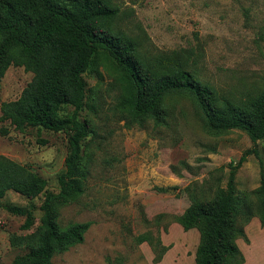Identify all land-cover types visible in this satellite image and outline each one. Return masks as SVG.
<instances>
[{
    "label": "rangeland",
    "instance_id": "obj_1",
    "mask_svg": "<svg viewBox=\"0 0 264 264\" xmlns=\"http://www.w3.org/2000/svg\"><path fill=\"white\" fill-rule=\"evenodd\" d=\"M119 15L114 27L134 37L148 56L178 52L189 70L219 94L242 101L264 89V0H110ZM88 106L79 120L89 130L83 141L88 175L82 196L60 209L59 225L90 223L82 243L53 255L50 264H193L199 244L196 229L184 231L177 218L193 203L205 202L225 189L230 168L249 155L235 175V195L259 186L264 172V140L256 147L239 130L209 133L195 107L172 99V115L163 125L127 129L115 111L118 91L102 65L83 76ZM32 73L9 67L0 80V105L18 99ZM70 109L65 110V113ZM0 135V156L26 166L46 181L45 191L28 199L13 191L0 199V264L28 251L27 235L42 215L47 192L58 191L57 179L68 154L67 134L7 123ZM44 141V144L40 141ZM7 206L33 214L25 217ZM235 243L244 264H264V226L253 217ZM160 237L167 251L159 262L144 233Z\"/></svg>",
    "mask_w": 264,
    "mask_h": 264
},
{
    "label": "trees",
    "instance_id": "obj_2",
    "mask_svg": "<svg viewBox=\"0 0 264 264\" xmlns=\"http://www.w3.org/2000/svg\"><path fill=\"white\" fill-rule=\"evenodd\" d=\"M118 15L110 0H0V80L11 66L32 73L18 99L1 103L0 123L20 132H64L68 147L58 191L45 193L39 225L23 238L28 251L10 264H50L54 254L82 243L90 227L86 222L62 229L59 216L62 207L84 193L88 166L82 143L90 133L78 116L89 104L83 76L97 65L112 77L118 91L115 111L128 130L167 123L171 100L183 98L195 107L209 133L239 130L254 147L264 140V89L242 101L219 94L189 70L188 57L143 53L134 37L113 26ZM8 134V127L1 126L0 135ZM251 154L257 156L256 149L245 151L230 168L225 189H217L205 202L193 201L177 218L184 231L199 232L193 264H244L235 243L245 237L243 226L253 217L264 226V172L255 190L235 195V175ZM46 185L26 166L0 156V199L9 191L33 199ZM6 210L25 217L23 229L32 226L31 211ZM161 241L149 232L135 238L137 245L152 248L156 262L167 251Z\"/></svg>",
    "mask_w": 264,
    "mask_h": 264
}]
</instances>
